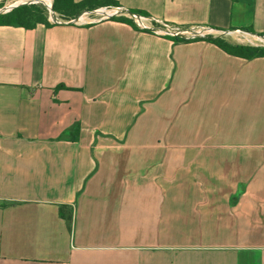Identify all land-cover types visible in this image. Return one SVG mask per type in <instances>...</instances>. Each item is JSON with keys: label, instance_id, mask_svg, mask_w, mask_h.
Listing matches in <instances>:
<instances>
[{"label": "crops", "instance_id": "crops-1", "mask_svg": "<svg viewBox=\"0 0 264 264\" xmlns=\"http://www.w3.org/2000/svg\"><path fill=\"white\" fill-rule=\"evenodd\" d=\"M56 13L0 24V264H264V57L234 35H264V0Z\"/></svg>", "mask_w": 264, "mask_h": 264}, {"label": "built area", "instance_id": "built-area-1", "mask_svg": "<svg viewBox=\"0 0 264 264\" xmlns=\"http://www.w3.org/2000/svg\"><path fill=\"white\" fill-rule=\"evenodd\" d=\"M30 3L42 5L49 12V15L53 14V16H55L54 20H57L58 16L56 12L54 13V3L52 0H31ZM15 7L16 6L13 5L8 11H12ZM6 11V7H4L0 10V14H4ZM95 14L106 15L107 19L128 17L140 31L152 33L165 38L195 40L204 38L206 36L205 32L207 31V29L202 27L169 24L152 16L129 11L124 7L103 9L96 11ZM253 37L264 40V35Z\"/></svg>", "mask_w": 264, "mask_h": 264}, {"label": "trees", "instance_id": "trees-1", "mask_svg": "<svg viewBox=\"0 0 264 264\" xmlns=\"http://www.w3.org/2000/svg\"><path fill=\"white\" fill-rule=\"evenodd\" d=\"M91 0H86L85 2L81 4H75L74 0H55V11L59 12L64 15H76L78 12H81L82 10L89 8V3ZM114 6H117L116 3H114ZM37 12H40L39 10H35V8L27 7L26 5L16 9L14 12H12L10 15L6 16H0V24H14V25H20L24 27H33L38 23H46L48 24V19H43L41 21L31 22L29 19L34 18L35 14ZM74 13V14H73ZM177 41H183L186 42L187 40L182 39H176ZM217 46H219L221 49L230 52L234 51L233 47L229 45L226 41L223 39H215L212 40ZM241 49V47H237ZM248 51L250 57H264V48H248L246 49ZM80 127H77L75 133H79Z\"/></svg>", "mask_w": 264, "mask_h": 264}, {"label": "rangeland", "instance_id": "rangeland-1", "mask_svg": "<svg viewBox=\"0 0 264 264\" xmlns=\"http://www.w3.org/2000/svg\"><path fill=\"white\" fill-rule=\"evenodd\" d=\"M13 1H15V0H4V1H2L0 3V10L3 9L4 7H6V6L12 5ZM26 6L30 7V8H35V10H39L40 11V12H37V14H35L34 18H30L29 19L31 22L41 21L43 19H48V20L50 19L51 21H54V17L55 16H53V14L49 15V12L42 5L29 3ZM54 7H55V0H54ZM19 8H21V7H19ZM113 8H117V7H113ZM110 9H112V8H110ZM13 12H14V10H13ZM55 12L56 11H55V8H54V13ZM96 18L97 19H102V18H107V17H106V15L97 14ZM206 33H208L209 37H216L218 40L219 39L222 40L223 38H221L220 36L221 35H225L224 33L213 31L211 29L207 30ZM234 35H239L242 38H245L247 43L250 44V45L252 44L254 46H259L261 48H264V40H262V39L255 38L253 36H249V35L244 34V33H236Z\"/></svg>", "mask_w": 264, "mask_h": 264}]
</instances>
